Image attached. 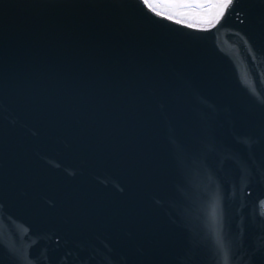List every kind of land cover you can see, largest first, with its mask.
Segmentation results:
<instances>
[{
	"label": "water",
	"instance_id": "95a60500",
	"mask_svg": "<svg viewBox=\"0 0 264 264\" xmlns=\"http://www.w3.org/2000/svg\"><path fill=\"white\" fill-rule=\"evenodd\" d=\"M111 254L264 264V0H0V264Z\"/></svg>",
	"mask_w": 264,
	"mask_h": 264
},
{
	"label": "snow or ice",
	"instance_id": "6c2138e0",
	"mask_svg": "<svg viewBox=\"0 0 264 264\" xmlns=\"http://www.w3.org/2000/svg\"><path fill=\"white\" fill-rule=\"evenodd\" d=\"M155 16L169 20L183 27H195L196 31H211L224 21L230 10L237 7V0H163L157 4L153 0H140ZM164 8L167 11L162 12ZM195 18L198 26L187 22V19ZM216 245L221 251H225V245L219 232L217 233ZM225 259L227 256L225 255ZM108 264H124L116 254H111Z\"/></svg>",
	"mask_w": 264,
	"mask_h": 264
},
{
	"label": "bare ground",
	"instance_id": "6f19581e",
	"mask_svg": "<svg viewBox=\"0 0 264 264\" xmlns=\"http://www.w3.org/2000/svg\"><path fill=\"white\" fill-rule=\"evenodd\" d=\"M153 2H154V3H157V4H161V3H160V0H153ZM160 10H161L162 12H166V11H167V10L164 9V8H161ZM187 22L192 23L193 25H196V26H198V23H199L195 18L187 19Z\"/></svg>",
	"mask_w": 264,
	"mask_h": 264
}]
</instances>
